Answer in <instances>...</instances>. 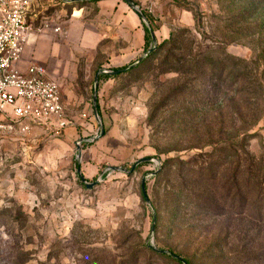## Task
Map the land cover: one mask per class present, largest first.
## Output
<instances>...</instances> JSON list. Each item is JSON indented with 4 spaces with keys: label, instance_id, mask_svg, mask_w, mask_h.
<instances>
[{
    "label": "rangeland",
    "instance_id": "1",
    "mask_svg": "<svg viewBox=\"0 0 264 264\" xmlns=\"http://www.w3.org/2000/svg\"><path fill=\"white\" fill-rule=\"evenodd\" d=\"M150 1L139 10L153 17L157 44L152 51L157 53L121 74L99 75V119L93 101L96 73L135 61L111 65L101 49L81 48L64 72H54L63 86L61 129L35 126L23 133L0 127V264H178L152 253L147 244L171 248L194 264L264 261V229L245 232L258 220L243 219L228 207L217 211L225 215L208 214L192 196L205 193L222 205L221 185L246 158V150L257 161L264 156V109L246 136L236 130L252 113H234L230 107L233 99L238 104L245 99L236 94L239 87L264 77L258 60L264 48V0ZM29 4L27 23L37 33L81 6L63 0ZM245 9L253 15L233 18ZM172 31L188 34L163 45ZM230 56L243 59L234 70ZM166 57H171L169 64ZM180 57L183 62L175 60ZM191 57L206 72L189 70L185 61ZM236 72L244 76L234 84ZM257 96L261 111L264 93ZM221 116L226 126L215 137L216 145L231 144L233 150L216 155L220 174L216 186H210L202 176V158L187 163L179 158L211 150L202 146L211 121ZM102 127L105 133L97 138ZM143 157L152 160L132 173L110 168L131 169ZM82 176L99 182L88 187ZM143 180L150 204L142 193ZM248 239L258 251L245 255L237 246Z\"/></svg>",
    "mask_w": 264,
    "mask_h": 264
},
{
    "label": "trees",
    "instance_id": "2",
    "mask_svg": "<svg viewBox=\"0 0 264 264\" xmlns=\"http://www.w3.org/2000/svg\"><path fill=\"white\" fill-rule=\"evenodd\" d=\"M80 3L81 6L85 4V1H75L70 4H78ZM75 6V5H74ZM143 13L147 16L151 23V28L153 30H156L154 22H153V17L151 14H148V12L143 11ZM253 14H249L248 10L245 9L242 12L237 13L233 16L234 19L239 18V17H244L245 19H248L251 17ZM238 22V21H237ZM145 31H146V40H147V47L146 50H149L153 46V41H152V34L150 32V29L145 26ZM188 34V32H175L172 31L170 34V38L166 39L163 43L166 44L170 41L174 43L176 40L179 39L183 34ZM151 45V46H149ZM157 52L152 51L151 53L147 54L146 57H151L152 55L154 56ZM258 60L262 61V65H264V48L261 50ZM196 58L191 57L190 59H187L185 62L188 65V69L191 71H196V72H206L203 67L197 65L196 61H194ZM177 62H183V58H176L175 59ZM237 60L238 61H243L241 58L236 57H231L230 56V62L231 66L233 67V70L235 68V65H237ZM171 61V57H166L165 59V64H169ZM171 65V64H170ZM125 67V66H124ZM226 67H229L227 64ZM119 69V68H116ZM242 72H236L233 73V75L236 74L234 77L235 83H240L241 78L244 76L241 74ZM121 74V73H120ZM118 75V74H117ZM105 77H112V75L108 73H104L100 76V78ZM257 77V75H256ZM258 93H264V77L262 76V79L257 77L255 81L248 86L244 87H239L236 91V94L239 95H245V99L243 100V103H236V101L233 99L230 102V107L232 108V112H240V111H246V113L251 112L252 116H246L245 119H242V125L239 127L238 130H236L238 133L240 131L244 133L246 136H248L250 130L260 122L262 118V112L264 109V96L262 100V110L257 111L256 107V102L259 99L257 96ZM260 113V114H259ZM226 126L225 119L221 117H216L214 120L211 121V124L209 126V131H207V140L203 144L202 147L204 146H211V150L209 151H202L200 153L195 154L192 158L188 160H184L182 158H179L180 162L187 163V162H193L194 159L196 158H202V176L205 178V181H209L210 183H207L210 186H216L218 176L220 172L215 169V164L218 163V160L216 159V155H222V154H227L228 150L232 151L233 149L230 148L231 144H227L225 147L218 148L216 145L218 142L215 141V137H217V134L222 131L223 127ZM232 128L235 129V124H232ZM229 145V146H228ZM197 147V146H195ZM235 151V150H234ZM219 152V153H218ZM246 158L243 160H238L236 166L234 167L233 171L227 176L226 180L222 183L221 188L223 191L225 190L224 194L221 195V200H222V205L217 203L216 197H212L208 194H203V193H196L195 195L192 194V196H195L196 199L199 201L197 204V200H194L191 198V194L187 195L189 197V203L192 205L194 204L196 207L200 209H204L208 214L212 215H225V211L223 212H217L219 210H222L225 207H228L230 212L238 214V215H243L244 217L249 218L250 220L255 219L259 221V224H252L249 225L246 229V233H248L252 229L258 230V232H261L264 229V156L257 161L256 156L251 154L250 151L246 150ZM171 161V158H168L164 164L168 165ZM225 163L226 160L224 161ZM147 162H143V164H146ZM224 164L221 163L220 166ZM174 165V164H173ZM79 166V164H77ZM163 169V168H162ZM162 171L159 172L155 177H159L161 175ZM219 188V187H218ZM222 191V190H221ZM220 192V191H219ZM187 197V198H188ZM192 199V200H191ZM235 207L238 211H235ZM214 211V212H212ZM216 211V212H215ZM153 217H155L156 220H158L157 216L154 214ZM154 219V220H155ZM235 230L231 232V234H234ZM239 240H242L239 238ZM252 239H248L247 242H240L238 244L239 252L245 251L244 254L247 255L249 253H253L255 251H258L256 247H253L248 244ZM240 245V246H239ZM147 247L150 249V251L154 254L169 258L178 264H184L181 260L177 259L173 254L175 253L171 248H160V247H155L152 246L151 244H147ZM257 249V250H255ZM159 250H169L171 251V254L159 251ZM260 250V249H259ZM261 254H264V247L261 248L260 250ZM180 255V254H177ZM182 256V255H180ZM183 257V256H182ZM184 258V257H183ZM186 259V258H185ZM190 264H194L192 259L188 260L186 259ZM255 264H264V261L257 260Z\"/></svg>",
    "mask_w": 264,
    "mask_h": 264
},
{
    "label": "crops",
    "instance_id": "3",
    "mask_svg": "<svg viewBox=\"0 0 264 264\" xmlns=\"http://www.w3.org/2000/svg\"><path fill=\"white\" fill-rule=\"evenodd\" d=\"M133 1L138 7L151 2ZM60 25L58 32L50 27L31 33L19 63L21 68L31 62L41 63L49 77L57 78L55 73L64 72L81 48L101 49L111 65L136 62L147 52V24L125 0H86Z\"/></svg>",
    "mask_w": 264,
    "mask_h": 264
},
{
    "label": "built area",
    "instance_id": "4",
    "mask_svg": "<svg viewBox=\"0 0 264 264\" xmlns=\"http://www.w3.org/2000/svg\"><path fill=\"white\" fill-rule=\"evenodd\" d=\"M29 5V0H0V127L23 133L35 126L59 130L65 119L61 82L49 77L41 63L19 66L32 33L26 19ZM45 27L62 29L60 24Z\"/></svg>",
    "mask_w": 264,
    "mask_h": 264
},
{
    "label": "water",
    "instance_id": "5",
    "mask_svg": "<svg viewBox=\"0 0 264 264\" xmlns=\"http://www.w3.org/2000/svg\"><path fill=\"white\" fill-rule=\"evenodd\" d=\"M73 1H86V0H73ZM132 8H134L138 13L139 15L141 16V18L145 21V23L147 24V27L150 29V32L152 34V39H153V43L156 45L157 44V37L155 35V32L154 30L151 28V26L149 25V21H148V18L147 16L139 10V7L136 5V3L133 1V0H125ZM152 51V48H150L146 53L145 55H143L141 58H139L136 62H134L133 64L131 65H128L124 68H120V69H116V70H99L97 73H96V76H95V88H94V93H93V101H94V112H95V116L96 118L99 119V114H98V107H97V95H98V86H99V75L101 73H108L110 75H117V74H120V73H123V72H126L128 71L129 69H131L134 65L138 64L139 62L142 61V59L147 55L149 54V52ZM105 133V129L102 127L101 129V133L97 136V138H100L101 136H103ZM152 158L151 157H143V158H140L138 159L132 166L131 169H126V168H122V167H116V166H111L110 168L111 169H114V170H122V171H125L127 173H132L136 167L138 165H140L141 163L143 162H148V161H151ZM78 172L79 174L81 173V169L78 168ZM82 180L84 183L87 184L88 187H92L93 185L97 184L99 182V180H96L94 182H87V180L82 176ZM142 193H143V196L145 198V200L150 204L151 203V200L148 196V192H147V187H146V181L143 180L142 181ZM155 219V217H154ZM154 230V226L152 228ZM153 246V245H152ZM159 251H162V252H165V253H168V254H171V251L169 250H159ZM173 256H175L177 259L181 260L184 264H190L185 258H183L182 256L180 255H177V254H173Z\"/></svg>",
    "mask_w": 264,
    "mask_h": 264
}]
</instances>
